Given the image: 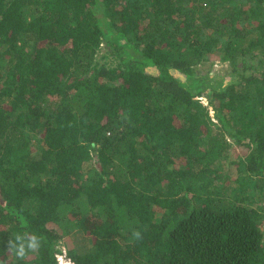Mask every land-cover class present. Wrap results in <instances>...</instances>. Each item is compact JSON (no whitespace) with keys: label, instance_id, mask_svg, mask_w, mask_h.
<instances>
[{"label":"trees","instance_id":"16d2710c","mask_svg":"<svg viewBox=\"0 0 264 264\" xmlns=\"http://www.w3.org/2000/svg\"><path fill=\"white\" fill-rule=\"evenodd\" d=\"M0 261L264 264V0H0Z\"/></svg>","mask_w":264,"mask_h":264},{"label":"clouds","instance_id":"9594fccd","mask_svg":"<svg viewBox=\"0 0 264 264\" xmlns=\"http://www.w3.org/2000/svg\"><path fill=\"white\" fill-rule=\"evenodd\" d=\"M132 237L135 240H140L142 239V234L137 230L132 233ZM41 245V236H38L35 233L24 232L10 236L7 241L6 249L14 254L18 260H23L29 255V253H36ZM0 264H3V262L0 261Z\"/></svg>","mask_w":264,"mask_h":264},{"label":"rangeland","instance_id":"374dc122","mask_svg":"<svg viewBox=\"0 0 264 264\" xmlns=\"http://www.w3.org/2000/svg\"><path fill=\"white\" fill-rule=\"evenodd\" d=\"M200 68H202L204 70H208L210 67H208V66H202ZM226 68H227V64L226 63H221L220 61H216L213 64V66L210 68V70L212 72H216V71L223 72ZM238 152H239V154H244L245 153V150L243 148L239 147L238 148ZM68 238H70V237H68ZM73 238H75V237H73ZM62 248L65 250L66 246H64V244H62Z\"/></svg>","mask_w":264,"mask_h":264}]
</instances>
